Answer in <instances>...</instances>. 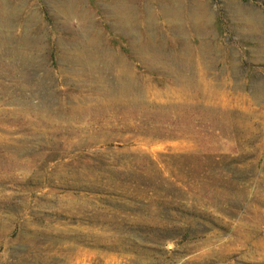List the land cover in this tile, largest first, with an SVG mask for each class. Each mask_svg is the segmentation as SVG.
Returning a JSON list of instances; mask_svg holds the SVG:
<instances>
[{
    "label": "rangeland",
    "instance_id": "374dc122",
    "mask_svg": "<svg viewBox=\"0 0 264 264\" xmlns=\"http://www.w3.org/2000/svg\"><path fill=\"white\" fill-rule=\"evenodd\" d=\"M0 264H264V0H0Z\"/></svg>",
    "mask_w": 264,
    "mask_h": 264
}]
</instances>
